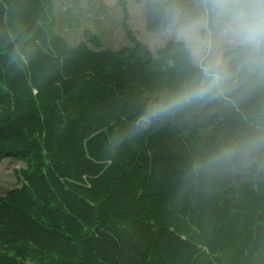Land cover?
Here are the masks:
<instances>
[{"label":"trees","instance_id":"obj_1","mask_svg":"<svg viewBox=\"0 0 264 264\" xmlns=\"http://www.w3.org/2000/svg\"><path fill=\"white\" fill-rule=\"evenodd\" d=\"M204 16L201 0L146 5L154 31ZM120 17L116 44L104 24ZM130 19L126 0H0V162L18 163L0 189V264H264V144L204 167L264 140V72L224 40L200 63L182 39L154 52ZM217 56L222 95L127 135Z\"/></svg>","mask_w":264,"mask_h":264},{"label":"clouds","instance_id":"obj_2","mask_svg":"<svg viewBox=\"0 0 264 264\" xmlns=\"http://www.w3.org/2000/svg\"><path fill=\"white\" fill-rule=\"evenodd\" d=\"M201 3L205 16L200 25L206 26L210 18L217 35L240 50L241 66L247 67L249 71L264 72V0H201ZM229 77L227 64L220 56L201 64L198 79L150 102L135 119L127 135L132 137L140 134L186 105L222 95ZM261 144H264V140L222 148L209 157L204 167L211 170L230 162L238 152L251 151ZM200 167L199 162L193 165L194 170Z\"/></svg>","mask_w":264,"mask_h":264},{"label":"rangeland","instance_id":"obj_3","mask_svg":"<svg viewBox=\"0 0 264 264\" xmlns=\"http://www.w3.org/2000/svg\"><path fill=\"white\" fill-rule=\"evenodd\" d=\"M131 11V19L129 21L132 28L135 30L138 37L146 42L150 48L155 52L156 49L162 46L170 38H177L184 40L192 53L193 61L200 63L205 58L212 55L211 48L217 47L222 39L217 35L213 37L210 29L206 26H201L200 22L203 17L198 19H184L180 17L173 27L165 30H150L147 25L146 5L149 0H126ZM109 7H116L117 0H104ZM113 11L109 14L112 15ZM117 11L114 10L116 16ZM118 20H105V30L109 32L110 38L116 43L120 44L123 40V35L120 29V22ZM112 24L115 27L107 26ZM118 26V28L116 27ZM202 28L205 30L203 31ZM120 29V30H119ZM127 42V40H125ZM117 46V45H114ZM218 53L219 51H214ZM13 158H6L0 162V189L9 186L10 181L13 180L12 169L18 165L17 161L13 162Z\"/></svg>","mask_w":264,"mask_h":264}]
</instances>
